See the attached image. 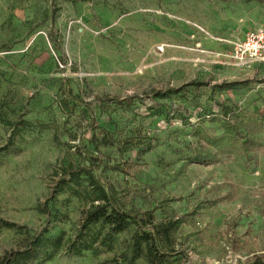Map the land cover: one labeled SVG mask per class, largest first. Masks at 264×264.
<instances>
[{"label": "rangeland", "instance_id": "obj_1", "mask_svg": "<svg viewBox=\"0 0 264 264\" xmlns=\"http://www.w3.org/2000/svg\"><path fill=\"white\" fill-rule=\"evenodd\" d=\"M259 25L264 0H0V108L32 122L17 135L0 123V217L71 235L85 202L59 194L62 220L36 207L62 165L91 161L77 154L82 145L119 167L102 173L121 197L158 219L186 220L180 235L191 264L264 255V60L246 66L231 56ZM172 88L178 97L155 96ZM67 92L90 106L68 115L60 107ZM156 106L169 114L152 115ZM225 112L245 119L257 147L191 162L210 147L206 135L223 132ZM23 239L0 229V257ZM112 256L61 249L46 264H109Z\"/></svg>", "mask_w": 264, "mask_h": 264}, {"label": "trees", "instance_id": "obj_2", "mask_svg": "<svg viewBox=\"0 0 264 264\" xmlns=\"http://www.w3.org/2000/svg\"><path fill=\"white\" fill-rule=\"evenodd\" d=\"M180 91V88H172L164 92L157 91L155 96L168 99L178 97ZM127 101L130 99H113L117 105ZM82 106L90 105L68 92L60 101L61 109L68 115H73L76 107ZM151 110L155 116L169 114L164 106L152 107ZM223 111H226L225 106ZM225 113L221 123L223 132L218 136L206 135L210 147L192 157L191 162L216 164L223 160V156H230L235 150L241 149L247 153L257 147L255 141L243 131L247 124L245 119L232 118ZM0 123L11 128L14 135L32 125L24 115L11 119L2 108ZM108 134L102 139L104 144L110 143ZM14 144L15 138L9 139L5 149ZM77 154L91 161L78 164L70 161L62 165L56 171V179L48 196L36 207L38 212L62 220L55 203L59 194L69 192L86 203L75 231L69 235L65 230H51L47 227L32 232L25 225L0 217V229H17L24 235L18 248L0 257V264H46L61 249L72 255L91 252L97 256L105 251L112 252L113 256L107 260L109 264H191L188 253L182 249L180 231L186 221L184 218L169 216L158 219L154 209L138 207L132 200L121 197L117 187L102 173L119 167L102 165L104 158L100 153L82 145L77 146ZM239 264H264V255L256 253Z\"/></svg>", "mask_w": 264, "mask_h": 264}, {"label": "built area", "instance_id": "obj_3", "mask_svg": "<svg viewBox=\"0 0 264 264\" xmlns=\"http://www.w3.org/2000/svg\"><path fill=\"white\" fill-rule=\"evenodd\" d=\"M231 56L243 65L251 66L264 60V25L248 30L234 42Z\"/></svg>", "mask_w": 264, "mask_h": 264}, {"label": "crops", "instance_id": "obj_4", "mask_svg": "<svg viewBox=\"0 0 264 264\" xmlns=\"http://www.w3.org/2000/svg\"><path fill=\"white\" fill-rule=\"evenodd\" d=\"M254 65V64H253Z\"/></svg>", "mask_w": 264, "mask_h": 264}]
</instances>
